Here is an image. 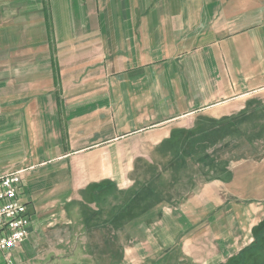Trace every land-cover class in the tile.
Wrapping results in <instances>:
<instances>
[{
  "label": "crops",
  "instance_id": "obj_1",
  "mask_svg": "<svg viewBox=\"0 0 264 264\" xmlns=\"http://www.w3.org/2000/svg\"><path fill=\"white\" fill-rule=\"evenodd\" d=\"M15 172L13 264H264V0H0Z\"/></svg>",
  "mask_w": 264,
  "mask_h": 264
},
{
  "label": "built area",
  "instance_id": "obj_2",
  "mask_svg": "<svg viewBox=\"0 0 264 264\" xmlns=\"http://www.w3.org/2000/svg\"><path fill=\"white\" fill-rule=\"evenodd\" d=\"M23 172L0 178V261L13 264V252L28 238L32 216L24 200Z\"/></svg>",
  "mask_w": 264,
  "mask_h": 264
},
{
  "label": "rangeland",
  "instance_id": "obj_3",
  "mask_svg": "<svg viewBox=\"0 0 264 264\" xmlns=\"http://www.w3.org/2000/svg\"><path fill=\"white\" fill-rule=\"evenodd\" d=\"M13 263V262H12ZM0 264H6L3 260L0 261Z\"/></svg>",
  "mask_w": 264,
  "mask_h": 264
}]
</instances>
